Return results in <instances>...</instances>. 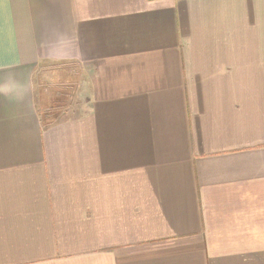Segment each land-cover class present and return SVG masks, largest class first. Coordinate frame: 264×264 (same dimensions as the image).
Returning <instances> with one entry per match:
<instances>
[{"label":"crops","instance_id":"crops-1","mask_svg":"<svg viewBox=\"0 0 264 264\" xmlns=\"http://www.w3.org/2000/svg\"><path fill=\"white\" fill-rule=\"evenodd\" d=\"M0 264H264V0H0Z\"/></svg>","mask_w":264,"mask_h":264},{"label":"rangeland","instance_id":"rangeland-1","mask_svg":"<svg viewBox=\"0 0 264 264\" xmlns=\"http://www.w3.org/2000/svg\"><path fill=\"white\" fill-rule=\"evenodd\" d=\"M39 81L48 83L49 85H68V90H73V92H65L68 97H64L66 101L61 102L62 108L66 110L63 112L62 116L73 115L74 113L81 112L85 107L87 100L89 98L88 87L89 77L85 73L83 68H80L79 64L69 62L68 64H56L50 63L44 67H39ZM67 109H70L68 112Z\"/></svg>","mask_w":264,"mask_h":264},{"label":"trees","instance_id":"trees-1","mask_svg":"<svg viewBox=\"0 0 264 264\" xmlns=\"http://www.w3.org/2000/svg\"><path fill=\"white\" fill-rule=\"evenodd\" d=\"M56 110L54 109H46L41 111L40 113V120L42 122V124H48L51 121H54L56 119Z\"/></svg>","mask_w":264,"mask_h":264}]
</instances>
